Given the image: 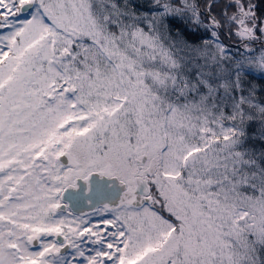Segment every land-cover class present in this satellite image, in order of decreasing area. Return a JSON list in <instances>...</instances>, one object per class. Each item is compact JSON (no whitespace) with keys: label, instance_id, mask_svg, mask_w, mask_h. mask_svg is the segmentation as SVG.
I'll list each match as a JSON object with an SVG mask.
<instances>
[{"label":"snow or ice","instance_id":"1","mask_svg":"<svg viewBox=\"0 0 264 264\" xmlns=\"http://www.w3.org/2000/svg\"><path fill=\"white\" fill-rule=\"evenodd\" d=\"M0 264H264V0H0Z\"/></svg>","mask_w":264,"mask_h":264}]
</instances>
